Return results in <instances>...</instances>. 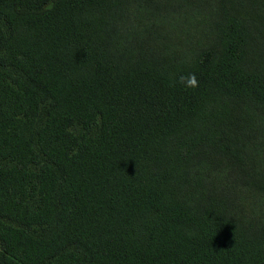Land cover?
<instances>
[{
	"label": "trees",
	"instance_id": "16d2710c",
	"mask_svg": "<svg viewBox=\"0 0 264 264\" xmlns=\"http://www.w3.org/2000/svg\"><path fill=\"white\" fill-rule=\"evenodd\" d=\"M0 264H264V0H0Z\"/></svg>",
	"mask_w": 264,
	"mask_h": 264
},
{
	"label": "clouds",
	"instance_id": "9594fccd",
	"mask_svg": "<svg viewBox=\"0 0 264 264\" xmlns=\"http://www.w3.org/2000/svg\"><path fill=\"white\" fill-rule=\"evenodd\" d=\"M190 75H192V79L190 80V83L194 85L196 83L194 74H190Z\"/></svg>",
	"mask_w": 264,
	"mask_h": 264
}]
</instances>
